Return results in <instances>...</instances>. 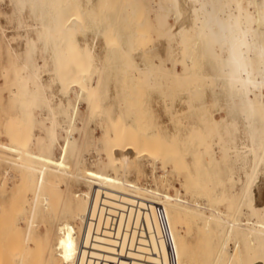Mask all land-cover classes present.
Masks as SVG:
<instances>
[{
	"label": "bare ground",
	"instance_id": "obj_1",
	"mask_svg": "<svg viewBox=\"0 0 264 264\" xmlns=\"http://www.w3.org/2000/svg\"><path fill=\"white\" fill-rule=\"evenodd\" d=\"M7 1L17 34L0 26L13 59L0 78L15 112L0 155L15 172L0 191L17 220L0 222V264H264V0ZM156 90L174 125L163 133L145 110ZM83 113L104 114L96 169L73 134ZM69 180L86 188L64 201L80 224L60 223L52 244Z\"/></svg>",
	"mask_w": 264,
	"mask_h": 264
},
{
	"label": "rangeland",
	"instance_id": "obj_2",
	"mask_svg": "<svg viewBox=\"0 0 264 264\" xmlns=\"http://www.w3.org/2000/svg\"><path fill=\"white\" fill-rule=\"evenodd\" d=\"M4 1V2H3ZM7 2V3H6ZM144 2V4H145V6L147 7L148 5H150L151 6V4H150V2L149 3H147V0H144L143 1ZM121 8H123V7H121ZM147 8H149L150 9V7L148 6ZM151 12V11H150ZM149 12V13H150ZM148 12H147V17H148V20L149 19H152L153 18V13L151 12L150 14H149ZM11 14V7H10V5H9V3H8V1L7 0H1L0 1V26H3L6 30H7V33H6V35H7V37H9V39L12 41V43H13V39H12V36L13 35H16L17 33H16V29H15V23L14 22H11V21H8V18H6V16L5 15H10ZM149 14V15H148ZM5 17V18H4ZM150 21V20H149ZM152 21V20H151ZM12 23V24H11ZM100 24V23H99ZM98 26H100V25H98ZM153 32V31H152ZM150 33L149 34V36L150 37H152V39H153V42L155 43V41H156V43L157 44H159V43H162L163 41L162 40H160L159 38H157V35H153V33ZM155 36H156V38H155ZM0 37H2V38H0V76L3 74V73H5V78L6 79H9V78H12V63H13V59L11 58V55L9 54V52L8 51H6L7 50V39L2 35V33H1V31H0ZM159 39V40H158ZM155 40V41H154ZM99 43L101 44L102 43V41L100 40L99 41ZM21 46H20V45ZM6 47V49H5V47ZM13 45V47H17V45H19V49L20 48H24V44H23V42H18V44L16 45V44H12ZM23 46V47H22ZM164 55H165V52H164ZM108 71L110 72V70H106L105 72L106 73H108ZM104 72V73H105ZM105 73V74H106ZM3 81H4V79H2V78H0V131H1V129L4 131V126L5 125H3V124H5V123H3L4 121H6V119H7V117L8 116H11L12 114L11 113H13V112H15L14 111V108H13V106H12V104L11 103H9V98H7V97H9L8 96V92H9V83H3ZM6 88V89H5ZM7 91V92H6ZM57 91H58V87H55V93H57ZM150 92V91H149ZM157 92V93H156ZM158 90H156V91H154V92H152L151 91V94H150V97L147 99L146 98V96H145V98H146V102H147V106H145V104H146V102H145V99L143 100V102H142V107H144L145 106V108L147 107V109H145V108H143V109H145V110H148V112L151 110L152 112V114L155 116H153L150 112L148 113V119L149 118H151V120L149 119V121L151 122L150 124H152L153 125V123L154 124H158V123H160V129H161V132L163 133V132H165V131H163L164 129L166 130V127L167 128H169L170 130H172L173 128H174V125L171 123L170 124V122H169V118H168V116H167V114H165V113H163V111H162V108H161V106L158 104V102L160 101V100H162L163 98H162V96L163 95H160L161 93L159 92ZM158 95H160V96H158ZM155 96H156V98H155ZM158 99V100H154V99ZM148 100V101H147ZM152 100V101H151ZM156 101V102H155ZM144 103V104H143ZM155 103V104H154ZM118 104H119V100L118 99H116V100H114V99H108V100H106L105 102H104V106H105V108L109 111V112H111L112 111V113L113 114H116V113H114V112H116V110L118 109ZM151 104V105H150ZM9 105H11V107L12 108H9L10 106ZM149 105V106H148ZM154 105V106H153ZM155 105H159V106H156L155 107ZM2 107V108H1ZM154 107V109H152ZM151 108V109H150ZM7 109V110H6ZM11 109V110H10ZM85 109H86V106L85 105H83L82 107H81V111L82 112H85ZM6 113H5V112ZM9 112H11L10 114L11 115H9ZM8 113V114H7ZM156 113V114H155ZM98 115H96V113L94 114V115H91L90 116V114H85V113H83V117H81V118H79L78 119V124H79V126H80V129H75L74 130V132H73V134H74V136L77 138V140H78V145H81L80 147H78V152L79 153H81V152H84V149L86 148V147H89L87 150L88 151H86L85 150V152L82 154V158H81V160H80V162L81 163H83L84 165H85V167L87 166L88 168H90V169H96V167L95 166H93V161L96 159V157H98V158H100V159H102L103 161L105 160V158H106V154H105V152H104V150H103V148L101 147L102 146V143H101V139H100V130H101V128L98 126V124H99V121L101 120V117H102V119H103V116H104V114H100V113H97ZM149 114H150V116H152V117H150L149 116ZM5 115H7L6 117H5ZM13 115H14V113H13ZM89 115V116H88ZM158 116V117H157ZM88 117H89V119H88ZM6 118V119H5ZM157 118V120L155 121V119ZM161 118V119H160ZM5 119V120H4ZM153 119V120H152ZM158 119H160V120H158ZM168 119V120H167ZM4 120V121H3ZM90 121V122H88V121ZM162 122V123H161ZM104 124V123H103ZM161 124H163V125H161ZM166 124H168V125H166ZM85 126V129L83 128ZM165 126V127H164ZM170 126V127H169ZM173 127V128H172ZM164 128V129H163ZM79 130V131H78ZM99 130V131H98ZM3 131H1V132H3ZM78 131V132H77ZM83 131V132H82ZM88 131V132H87ZM1 132H0V134H1ZM79 132H80V134H79ZM38 133V132H37ZM82 133V134H81ZM79 135H80V138H79ZM83 138H82V137ZM85 137V138H84ZM83 139V140H82ZM94 140V141H93ZM5 142L6 140H5V138H4V136L2 135V136H0V142ZM80 141V142H79ZM81 141H83V142H81ZM80 143V144H79ZM91 143H94V144H91ZM59 144L60 145H62L63 144V141L62 140H59ZM91 144V145H90ZM96 145H97V147H96ZM82 146H83V148H82ZM95 146V147H94ZM99 147V148H98ZM91 148H92V150H91ZM83 150V151H82ZM90 151H92V155L91 156H89V154H88V152L89 153H91ZM104 152V153H103ZM44 153H47V151H44ZM58 153H59V149L58 148H56L55 149V155H57L58 156ZM86 153V154H85ZM97 153V154H96ZM88 155V156H87ZM104 155V156H103ZM1 156V160H0V183L1 182H3V180H5V172H8L9 174H14V167H12V166H10L9 167V165H7V164H5V163H3V159L4 158H10V156H8V155H0ZM6 156V157H5ZM96 156V157H95ZM100 156V157H99ZM68 158V156H66V159ZM84 160H86V161H84ZM143 160V161H142ZM141 161H140V163L139 162H136L137 163V166H139L140 168H141V170H143L144 171V173L145 174H147V175H150V172L149 171H151V161H149L148 159H142ZM145 160V161H144ZM86 163V164H85ZM146 163H147V165H146ZM90 166V167H89ZM155 167L156 168H159L160 167V163L159 162H157L156 163V165H155ZM11 168V169H10ZM13 168V169H12ZM8 170V171H7ZM169 170H170V168H169ZM4 171V172H3ZM158 171V170H157ZM159 172V174H163L161 171H158ZM4 175V176H3ZM9 178V177H8ZM134 178H135V174H134V172H132V173H130V175L128 176V179L129 180H134ZM175 179H173V190L172 189H170V193L172 194V195H175L176 194V191H178L179 190V192L181 193V195L182 196H184V192H183V190L182 189H180V186H179V182L180 181H182L183 180V176H182V174L180 175V174H178V176L175 174V177H174ZM181 178V179H180ZM6 179H7V176H6ZM14 180H12L11 182H9V183H7V186H11V184H13V183H15V181L13 182ZM144 182H145V184H147L148 186H150V187H154L155 186V183L153 182V180L151 179V178H147L146 180L144 179ZM0 190H2L1 188H0ZM6 190V191H5ZM62 190L64 191V196H65V198L63 199V201L61 202V205H60V207L58 208V211H57V213L55 214V216H53L52 218L53 219H51V221H50V225L49 224H47L48 225V228H49V231H48V239H49V241H50V243H52L53 244V241H55V238H56V232H55V229H57V226L60 224V223H63V222H69L71 225H73L74 227H76L77 225H79L80 224V221L74 216H70L68 213H66V212H63V209H64V205H67V204H64V201L65 202H67V200H68V202H70V203H72V205L73 204H75V203H73L72 201H77L78 199H79V197L81 196V192L83 193L84 191H86V188L84 187V185H82V184H79L78 182H76V181H68L67 182V186H63L62 187ZM81 191V192H80ZM76 195V196H75ZM2 196H3V198H2ZM11 193H10V190L9 189H4V191H0V216H1V214H2V216H4V217H2L1 216V218H4V219H2V221H0V222H3L4 223V225L6 224H8L9 223V221L10 220H12V216H11V214H10V217H6V215H7V213L9 212V211H7V210H9L11 207H10V205H11ZM68 198V199H67ZM67 202V203H68ZM10 203V204H9ZM9 207V208H8ZM3 209V210H2ZM5 212H6V215H4L5 214ZM63 213V215H62V213ZM61 214L60 216H59V214ZM57 215V216H56ZM69 215V216H68ZM68 216V217H67ZM72 217V218H71ZM1 218H0V220H1ZM7 218V219H6ZM16 220H17V218H13V222H16ZM5 221V222H4ZM2 223V224H3ZM0 225H1V223H0ZM19 227L20 228H23V224L22 223H20L19 222ZM54 226V228L53 227H50V226ZM44 227V226H43ZM42 227V225H38V228L36 229V232L39 234V236H41V237H44L45 236V227L43 228ZM53 228V229H52ZM42 229V230H41ZM52 232H51V231ZM54 233V235H52ZM55 236V237H54ZM54 237V238H53ZM230 244V245H229ZM228 245L229 246H227V248H228V250L230 251V253H233L234 251H235V246L233 245V243L232 242H229L228 243ZM232 249V250H231ZM27 256L29 257L30 256V252L28 251L27 253ZM29 259V258H28ZM28 264H30V262L28 263ZM31 264H34V263H31ZM41 264H45L44 263V261L41 263Z\"/></svg>",
	"mask_w": 264,
	"mask_h": 264
}]
</instances>
